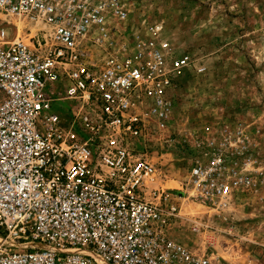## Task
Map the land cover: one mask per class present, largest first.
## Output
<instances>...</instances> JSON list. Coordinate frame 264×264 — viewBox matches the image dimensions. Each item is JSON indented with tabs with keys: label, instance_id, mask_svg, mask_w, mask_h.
Listing matches in <instances>:
<instances>
[{
	"label": "built area",
	"instance_id": "built-area-1",
	"mask_svg": "<svg viewBox=\"0 0 264 264\" xmlns=\"http://www.w3.org/2000/svg\"><path fill=\"white\" fill-rule=\"evenodd\" d=\"M128 17L121 0H0V264H212L170 236L181 200L255 186L247 137L210 126L184 185L161 184L151 137L172 136L171 94L207 69L127 36Z\"/></svg>",
	"mask_w": 264,
	"mask_h": 264
},
{
	"label": "rangeland",
	"instance_id": "rangeland-1",
	"mask_svg": "<svg viewBox=\"0 0 264 264\" xmlns=\"http://www.w3.org/2000/svg\"><path fill=\"white\" fill-rule=\"evenodd\" d=\"M121 2L129 12L127 36L159 35L207 69L190 70L171 94L167 135L172 136L151 137L149 157L163 173L161 184L184 185L201 152L196 139L207 126L232 134L241 130L255 160V186L225 205L181 200L170 236L212 264H264V0ZM31 28L35 33L38 27Z\"/></svg>",
	"mask_w": 264,
	"mask_h": 264
},
{
	"label": "bare ground",
	"instance_id": "bare-ground-1",
	"mask_svg": "<svg viewBox=\"0 0 264 264\" xmlns=\"http://www.w3.org/2000/svg\"><path fill=\"white\" fill-rule=\"evenodd\" d=\"M19 23V22H18Z\"/></svg>",
	"mask_w": 264,
	"mask_h": 264
}]
</instances>
